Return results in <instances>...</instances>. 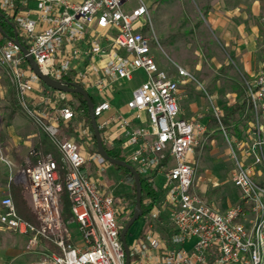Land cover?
I'll return each mask as SVG.
<instances>
[{
	"label": "built area",
	"instance_id": "1",
	"mask_svg": "<svg viewBox=\"0 0 264 264\" xmlns=\"http://www.w3.org/2000/svg\"><path fill=\"white\" fill-rule=\"evenodd\" d=\"M128 1L0 0V12L16 26L21 44L44 74L93 94L105 147L118 140L129 163L154 187L156 178L164 176L163 198L153 205L149 199V212L142 217L148 226L145 235L128 242L131 264H264V186L254 180L242 157L247 153L255 164L264 160V55L260 72L245 84L255 116L252 146L235 140L234 146L227 138L240 201L221 211L198 192V163L190 158L204 145L205 127L180 116V82L197 80L176 63L177 77L159 66L144 32L150 21L148 7L138 0L135 8L125 10ZM0 64L12 78L20 109L60 155L58 161L31 150L36 162L22 168L15 181L26 187L37 224L25 220L13 198L3 195L0 231L28 237L30 249L42 240L58 249L32 264H126L120 211L102 177L109 163L91 149L87 129L80 134L87 138L83 142L61 133L77 120L70 94L47 87L31 71L14 38L0 46ZM139 72L144 80L126 103L129 114L113 113L115 88L133 83ZM142 113L146 119L136 125L143 121ZM244 146L248 148L241 151ZM64 192L77 235L62 216ZM156 224L166 233L157 231Z\"/></svg>",
	"mask_w": 264,
	"mask_h": 264
},
{
	"label": "rangeland",
	"instance_id": "2",
	"mask_svg": "<svg viewBox=\"0 0 264 264\" xmlns=\"http://www.w3.org/2000/svg\"><path fill=\"white\" fill-rule=\"evenodd\" d=\"M219 1L225 7L235 9L241 5L249 8V4L254 0H144L150 16L149 24L147 23L144 32L152 41V47L160 62V67L170 74L174 73V63L188 69L197 80V82H192L193 86L201 87L198 92L209 101L208 97L214 96L215 99H212L214 109L223 116V114H229L236 105L241 106L245 99V90L244 78L240 75L239 66L229 56L230 48H225L220 40L218 41L203 16V14L206 15L207 8ZM261 2L264 3V0ZM137 4L138 0H129L124 9L135 8ZM4 43L3 36H0V46ZM105 62H102L101 65H104ZM119 93L112 95V99L116 100L118 107L129 98V90L123 89ZM13 98L17 101L12 78L8 70L0 64V196L4 193L9 195L11 179L15 181L22 168L36 162L37 158L30 155L34 148L33 141L43 138L44 134L23 110L14 108ZM70 100L77 108L79 105L77 99L70 98ZM209 108L212 110V104L209 105ZM12 111L16 114L13 118H9ZM76 112L79 111L76 110ZM80 115L83 114L80 113ZM221 119V123H217V128L223 127L225 132L220 129L218 133L221 131V134L212 135L213 138L215 137L217 155L213 157L208 155L210 145L206 142L202 154L203 162L198 169L200 174L203 172V168L207 167L210 175L214 176L216 170L212 163L215 159L219 160L220 165L218 164L217 168H222L218 172L223 181L219 180L218 187L210 186L207 197L225 210L236 205L238 203L236 199L240 197L238 190L230 182L234 161L230 154L231 145L227 138L231 142L233 141L234 146L235 141L247 140L248 147H251L250 136L255 116L249 110L241 109L229 122H224V117ZM80 124L83 125V128ZM236 126L240 130V136L236 133ZM82 129H87L89 133L88 141L91 144V149H97L93 130L86 118H77L74 124L64 127L61 133L64 138L69 139L75 136L77 141L83 142L87 138L80 137ZM205 138L206 134L203 136L204 140H206ZM248 147L242 148L241 151ZM44 149V155H52L59 161L60 155L55 146L48 143ZM246 154L244 153V157L246 156L245 166L251 170L254 180L263 184L264 160L260 164H255L254 159L247 157ZM259 171L263 173L262 178L258 177ZM102 177L115 197L117 208L120 211L119 223L123 229L133 216L136 206L133 197L134 185L127 183L122 173L118 172L111 164L104 171ZM163 184L164 181L159 178L157 188L160 191L163 189ZM148 199L152 200L144 192L143 203H147ZM64 222L77 235V225L72 221L67 222L65 219ZM145 226H147L146 221L141 218L131 228L128 237L137 236L144 231ZM155 227L157 231L166 233L163 226L156 224ZM28 245V237L10 231H0V264H32L39 260L43 253L58 252L53 243L44 240L31 249Z\"/></svg>",
	"mask_w": 264,
	"mask_h": 264
},
{
	"label": "crops",
	"instance_id": "3",
	"mask_svg": "<svg viewBox=\"0 0 264 264\" xmlns=\"http://www.w3.org/2000/svg\"><path fill=\"white\" fill-rule=\"evenodd\" d=\"M248 10V11H247ZM206 15L203 14L206 18V24L210 28L211 32L218 38V41L224 45L225 48H230V58L239 66V72L240 75L244 78V90H245V99L243 100L242 105L246 104L245 108L242 109L243 111L249 110L251 112L250 107L248 106V102L246 99V81L253 80L255 76L260 72L261 70V62L264 55V3L261 2V0H254L251 4H249V8H246L245 5H241L240 7H237L235 9H231L228 7H225L220 1L217 3L212 4L210 8H207ZM3 36V35H2ZM6 40V39H4ZM157 58V57H156ZM158 64L160 66V62L157 58ZM102 63V62H101ZM100 63V65H101ZM227 65V64H225ZM181 66V65H180ZM184 67V66H182ZM185 68V67H184ZM163 69V68H162ZM144 74L143 72H139L136 76V79L133 83H122L119 86L115 88L114 94L119 93L123 89L129 90V98L125 101V103L118 107V103L116 100L112 99V106L113 110L112 112H122L124 114H129V111L126 107L127 101L131 98L133 91L141 84V82L144 80ZM172 76H176V71L174 68V73ZM194 83L189 81L181 80L180 82V90H179V105L181 108L180 116L184 119L192 120V121H198L205 127V134H206V140L204 144L210 145V152L208 153L209 156L213 157L216 156V144H215V137L213 138V134L218 136L222 132L218 133V131L221 129L225 132L224 128H217V123L222 121L218 120L215 112H214V106H213V100L215 99L213 97H208L210 99L207 100L206 97H203V95L198 92L201 87H195L193 86ZM90 94V93H89ZM95 94V93H94ZM120 94V93H119ZM92 93L90 96L92 97ZM236 96V94H234ZM213 99V100H212ZM17 102V101H16ZM212 104V110L209 108V105ZM238 106V105H236ZM235 106V107H236ZM75 107V106H74ZM234 107V108H235ZM234 108L231 110L229 114H223V116L220 114L221 117H224L227 122H229L231 119H233V116L236 115V113H233ZM239 112V111H238ZM237 112V113H238ZM77 113V112H76ZM80 113H77V118H85L83 115L81 116ZM16 112H14L15 116ZM262 115V122L264 123V110L261 112ZM13 116V117H14ZM12 117V118H13ZM143 121H136V125H140L142 122L145 121L146 115L142 113ZM223 119V121H224ZM225 122V121H224ZM226 122V123H227ZM236 133L238 136H240V130L239 128H235ZM234 138V137H233ZM71 139H76L75 136ZM228 140V139H227ZM244 141V140H241ZM247 141V140H245ZM48 143H51L47 136L43 134V138H38L33 141L34 148L38 150L41 154L45 152V147L48 145ZM110 149H114L115 151L121 153L123 156L126 157L125 153L121 150L119 146V141L117 140L113 147H106ZM203 147L197 148L195 150V153L190 157L192 161H196L198 163V167H201V164L203 162ZM231 154V153H230ZM242 153V157L245 160V157ZM241 157V153H240ZM234 161V160H233ZM218 164L220 165V162L218 159L214 160V163H212L214 169L216 170L215 175L211 176L208 172V168L204 167L203 172L199 174L198 169V187L197 190L200 194H202L208 202L214 204L217 208H219L221 211H226L228 209H222L220 206L215 204L214 202L210 201L207 197L209 187L213 186L218 187L220 184V179L223 181L222 177L219 176L220 169L217 168ZM234 168L231 170L230 174V182L231 185L234 186L232 182V175L235 170V162ZM204 165V164H203ZM245 165V164H244ZM247 167V166H245ZM248 168V167H247ZM249 169V168H248ZM250 170V169H249ZM251 172V170H250ZM258 177L262 178L263 173L259 171ZM161 178L163 181L165 180L163 175H159L156 178V181ZM226 178V177H225ZM264 179V178H262ZM264 181V180H263ZM11 182V181H10ZM9 182V186L10 183ZM15 184L16 181H12ZM258 183V182H257ZM260 184V183H259ZM264 186L263 184H260ZM157 192V202H159L164 194L163 190H159V188L154 187ZM236 188V187H235ZM238 190V188H236ZM239 192V190H238ZM8 194L11 196V189L9 188ZM240 194V192H239ZM7 195V194H3ZM2 195V196H3ZM26 199L29 203V196L28 191L25 194ZM149 200V199H148ZM147 200V202H148ZM240 200L237 198L236 201ZM156 202V203H157ZM147 205V203H145ZM231 208V207H230ZM160 225V224H158ZM161 226V225H160ZM147 226H145L146 228ZM144 228V229H145ZM143 232V231H142ZM142 232L139 233L137 236L142 235ZM129 235V234H128ZM136 237V236H135ZM134 238V237H132ZM128 237V242L132 239ZM191 245V244H190Z\"/></svg>",
	"mask_w": 264,
	"mask_h": 264
},
{
	"label": "water",
	"instance_id": "4",
	"mask_svg": "<svg viewBox=\"0 0 264 264\" xmlns=\"http://www.w3.org/2000/svg\"><path fill=\"white\" fill-rule=\"evenodd\" d=\"M12 28L14 29L15 36L14 40L15 42L20 45L23 55L26 57V60L30 66L31 71L49 88L61 91L68 94H76L81 95L87 104L88 112H89V118L91 121V126L94 132V137L97 144V150L99 154L111 165L123 167L129 170L132 175L134 176L135 181V188H136V206L134 208L133 216L130 218L126 226L121 230V241L123 243V247L126 253V264H131V254L128 244L127 236L131 230V228L135 225L136 222H138L142 216H143V183L142 178L139 172L135 169V167L125 160H119L116 158L111 157L108 154L107 148L104 145L101 132L99 130V126L97 123L96 116L94 114V102L92 100V97L90 96L89 92L86 91L83 87L71 84V83H62L56 80H53L48 75L44 74L35 60L32 56H30L28 50L26 47H24L18 37L16 26L11 22ZM0 32L4 35V30L0 27Z\"/></svg>",
	"mask_w": 264,
	"mask_h": 264
},
{
	"label": "trees",
	"instance_id": "5",
	"mask_svg": "<svg viewBox=\"0 0 264 264\" xmlns=\"http://www.w3.org/2000/svg\"><path fill=\"white\" fill-rule=\"evenodd\" d=\"M0 27L5 32L4 35L2 34L4 39L14 38L15 32H14V29L12 28L11 21L6 16H4L1 12H0ZM70 98L77 99V101L79 102V105L77 106L76 110L79 112H82L84 114L85 118L88 121V124L91 126L88 107H87L85 99L81 95H76V94H70ZM12 102H13L14 108L19 110L20 106H19L18 102H16L14 100V98H13ZM71 103H72V105H74V103L72 101H71ZM245 106H246V104H244L242 106H236L233 110V113H237L241 109H244ZM13 116H14V112L12 111L9 114V118H12ZM224 121L227 122V120H225V119H224ZM91 128H92V126H91ZM107 151H108V154L113 158L128 161L127 158H125V156H123L121 153L115 151L114 149L107 148ZM114 167L118 172L122 173V175L125 177V180L127 183L134 185L133 197L135 199L134 203H136V188H135L134 176L126 168L118 167V166H114ZM10 183H11L10 184L11 197L13 198V200L16 204V207L18 209L19 214L25 220L37 224L35 214L32 212V210L29 206L28 200L25 197V194L27 193L26 187L23 184H15L12 181ZM142 183H143V195L145 192L149 197L152 198V205L155 204L157 202L158 197H157V192H156L154 186L151 183H149V181L145 178H142ZM142 207H143V216L142 217H144L149 212L150 207L146 206L144 203H143ZM62 216H64L63 218L67 222H71L73 219V215L71 212V202H70V199H69L67 192H64L62 195ZM146 231H147V227L142 232V236L145 235ZM128 236H127V239H128Z\"/></svg>",
	"mask_w": 264,
	"mask_h": 264
}]
</instances>
